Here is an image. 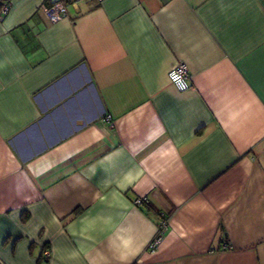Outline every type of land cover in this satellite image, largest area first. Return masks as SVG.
<instances>
[{
    "label": "crops",
    "instance_id": "crops-1",
    "mask_svg": "<svg viewBox=\"0 0 264 264\" xmlns=\"http://www.w3.org/2000/svg\"><path fill=\"white\" fill-rule=\"evenodd\" d=\"M1 1L0 264H264V0Z\"/></svg>",
    "mask_w": 264,
    "mask_h": 264
},
{
    "label": "built area",
    "instance_id": "built-area-1",
    "mask_svg": "<svg viewBox=\"0 0 264 264\" xmlns=\"http://www.w3.org/2000/svg\"><path fill=\"white\" fill-rule=\"evenodd\" d=\"M91 2L95 1L96 3H102L105 0H71V2ZM66 4H64L61 0H49L47 5L42 7V13L47 21L50 23H57L60 21V19L66 17ZM9 8V4L7 2H3L0 0V18L5 16L7 14V9ZM189 71L187 70V67L183 63H177L170 71L168 76L169 81L171 84L176 87V89L180 92H184L187 90H190L192 88V77L189 75ZM106 121H109L110 118L106 117ZM148 203V200L144 197H137L133 200V205L135 207H144ZM167 229V223L164 221H159L158 224V231L155 233V237L152 239L151 243H149L148 251L152 252L157 248V245H159L164 232ZM223 249L229 250L230 246L225 241H223ZM44 256L48 257V252L44 251Z\"/></svg>",
    "mask_w": 264,
    "mask_h": 264
},
{
    "label": "trees",
    "instance_id": "trees-1",
    "mask_svg": "<svg viewBox=\"0 0 264 264\" xmlns=\"http://www.w3.org/2000/svg\"><path fill=\"white\" fill-rule=\"evenodd\" d=\"M64 4H68V3H70L71 2V0H61ZM148 205V203L145 205V206H147Z\"/></svg>",
    "mask_w": 264,
    "mask_h": 264
}]
</instances>
